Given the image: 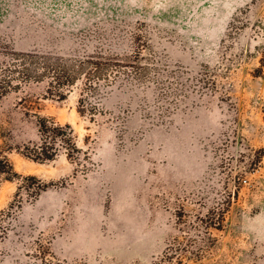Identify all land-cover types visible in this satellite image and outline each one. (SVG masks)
<instances>
[{"label": "rangeland", "instance_id": "1", "mask_svg": "<svg viewBox=\"0 0 264 264\" xmlns=\"http://www.w3.org/2000/svg\"><path fill=\"white\" fill-rule=\"evenodd\" d=\"M0 153V264H264V0H0Z\"/></svg>", "mask_w": 264, "mask_h": 264}, {"label": "trees", "instance_id": "2", "mask_svg": "<svg viewBox=\"0 0 264 264\" xmlns=\"http://www.w3.org/2000/svg\"><path fill=\"white\" fill-rule=\"evenodd\" d=\"M26 58V57H25ZM30 56H27V59ZM33 58V57H32ZM25 59V60H27ZM31 63H28L30 67H23L27 72H33V66L36 62L31 59ZM59 76L54 77L51 81V86L55 88V94L60 98H64L65 92L69 90L71 86L76 83V78L69 79L68 76L74 74L72 69L68 67L60 66L57 68ZM66 77V81L61 79L62 76ZM85 99H81L80 103H84ZM81 113H85L84 110L79 109ZM40 140L37 143L24 145L21 153L24 157L39 163H45L55 160L59 154L64 151L70 160H78V165L81 164V149L78 146L77 139L75 136V131L70 124H61L55 118L52 117H39L38 119ZM86 157L89 155L86 153ZM18 174L15 173L12 164L9 162L8 158L0 153V179L5 177L8 180H13ZM44 190V187L42 191ZM216 220L218 222H216ZM225 220V211H208L205 215L206 230L209 231L210 228H215L217 230L223 229V222ZM206 241L201 240L195 248L204 251L207 245ZM209 246V245H208ZM196 260H200L201 255H197Z\"/></svg>", "mask_w": 264, "mask_h": 264}, {"label": "bare ground", "instance_id": "3", "mask_svg": "<svg viewBox=\"0 0 264 264\" xmlns=\"http://www.w3.org/2000/svg\"><path fill=\"white\" fill-rule=\"evenodd\" d=\"M242 3H243V2H242ZM242 3H241V4H242Z\"/></svg>", "mask_w": 264, "mask_h": 264}]
</instances>
